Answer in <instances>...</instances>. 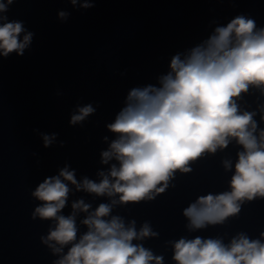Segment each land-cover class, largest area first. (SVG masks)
Instances as JSON below:
<instances>
[{"label": "clouds", "instance_id": "obj_1", "mask_svg": "<svg viewBox=\"0 0 264 264\" xmlns=\"http://www.w3.org/2000/svg\"><path fill=\"white\" fill-rule=\"evenodd\" d=\"M13 2H0V13L7 12ZM71 3L75 5L77 0ZM82 7L92 4L85 0ZM59 16L65 18L67 13L60 12ZM0 21H4L0 23V55H23L32 33L25 32L22 21H8L4 15H0ZM170 68L171 72L161 78L162 87L131 90L128 106L107 126L119 138L102 153V163L114 158L119 167L112 165L108 174L100 172L102 179L97 183L88 178L78 182L74 171L66 166L58 176L45 178L32 193L42 202L34 218L57 222L47 238H42L54 253L75 241V214L90 208L78 200L72 204V215H59L70 191L64 181L77 191L98 196L119 194V202L124 204L153 199L154 193L165 191L177 170L191 171L190 161L226 148L234 138L244 151L238 153L231 191L201 196L184 209L189 228L223 223L239 213L243 201L264 197V130L257 137L255 113L239 114L235 102L250 85L264 87V28L257 30L254 20L238 16L227 26L217 27L206 44L192 49L185 59L174 56ZM93 112L91 105L81 107L71 123ZM53 139L43 135L44 146L48 147ZM224 166L229 168L230 162L225 161ZM110 212L111 205L100 204L90 213L82 221L88 227L87 233L56 264H162V257H154L150 250L132 243L157 233L147 223L137 232L135 221L126 227L120 217L103 219ZM53 241L55 244L50 243ZM173 259L177 264H264V243L250 241L243 234L228 246L219 240L182 238L174 245Z\"/></svg>", "mask_w": 264, "mask_h": 264}]
</instances>
